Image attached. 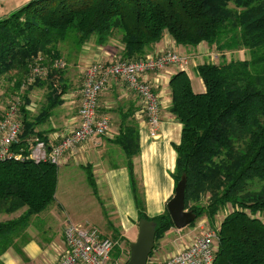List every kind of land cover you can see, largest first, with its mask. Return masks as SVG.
I'll return each mask as SVG.
<instances>
[{
	"label": "trees",
	"instance_id": "trees-1",
	"mask_svg": "<svg viewBox=\"0 0 264 264\" xmlns=\"http://www.w3.org/2000/svg\"><path fill=\"white\" fill-rule=\"evenodd\" d=\"M113 32L121 34L120 60L144 58L165 34L183 47L247 51L248 59L198 64L203 93L192 90L184 71L170 78L169 112L181 125L171 177L176 185L186 175L184 208L195 214V221L205 218L210 225L226 205L233 208L220 223L214 264H264V223L254 217L264 216V184L258 191L247 190L255 181L264 182V0H31L0 19V81L12 84V94L21 99V133L12 149L23 157L0 162V213L25 209L19 218L0 223V241L9 231L24 229L54 201L57 167L35 163L27 154L29 141L42 139L35 128L67 90L63 70L53 67L61 59L58 46L78 53L91 37L103 44ZM37 57L48 73L25 84ZM35 88L47 93L31 116L28 95ZM115 143L127 157L138 220L155 224V248L174 227L167 209L153 218L144 213L132 165L139 153L137 129L126 126ZM110 238L116 242L115 260L123 256L119 245L124 240Z\"/></svg>",
	"mask_w": 264,
	"mask_h": 264
},
{
	"label": "crops",
	"instance_id": "crops-1",
	"mask_svg": "<svg viewBox=\"0 0 264 264\" xmlns=\"http://www.w3.org/2000/svg\"><path fill=\"white\" fill-rule=\"evenodd\" d=\"M29 1L0 0V19ZM58 49L65 64L62 83L67 90L49 118L35 128V132L48 142H53L78 123L82 69L85 65L120 59L123 45L121 34L113 32L103 44L97 43L96 37H91L78 53L63 44ZM163 50H174L190 58L186 74L192 90L203 93L205 88L195 67L208 61L211 52L207 46L200 44L191 48L175 45L165 34L146 54L154 55ZM179 71L176 66H169L146 76L160 101L156 138L148 135L147 121L137 95L122 81L109 82L98 96L96 109L97 117H108V133L92 137L64 155L57 167L53 203L45 211L32 216L24 229H14L5 235L4 241H0V264H54L64 249L63 230L68 222L95 226L104 237L118 236L124 240L121 244L129 245L135 241L139 220L128 161L124 150L115 143V139L129 125H133L138 134L139 153L132 158V165L144 213L153 218L165 211L174 194L175 184L171 177L176 160L174 146L179 144L181 133L180 123L169 112L171 97L168 82ZM46 93V88H35L29 92L28 110L31 116L36 115L45 103ZM24 211L23 208L11 214L0 213V223L17 219ZM174 230L169 229L157 243L173 249L162 256L156 255L159 259L175 251ZM6 244L7 248L2 251Z\"/></svg>",
	"mask_w": 264,
	"mask_h": 264
},
{
	"label": "built area",
	"instance_id": "built-area-1",
	"mask_svg": "<svg viewBox=\"0 0 264 264\" xmlns=\"http://www.w3.org/2000/svg\"><path fill=\"white\" fill-rule=\"evenodd\" d=\"M217 55H213V62ZM42 58L34 59L30 75L25 84H31L36 79L44 78L47 67L41 63ZM190 58L180 55L174 50H163L154 55H146L138 60H114L112 62H95L87 64L82 69V84L80 89V105L78 123L75 127L65 130L53 142L44 141L38 137L29 143L27 158L35 163H49L58 167L64 155L74 147L96 136H104L109 130V119L106 116L97 117V99L100 92L110 81H122L134 92L141 104V111L146 118L148 135L156 138L159 128L160 101L153 91V84L146 76L159 73L169 66H176L186 72ZM53 67L63 69V60L53 62ZM25 84L22 85L24 89ZM21 99L18 96L8 104L0 117V162L8 159L23 160L22 155L12 149L21 133L19 108ZM203 218L190 234L183 236L182 230H175V251L159 259L150 256L146 264H214L217 250V226L206 225ZM207 221V220H206ZM178 231V232H177ZM64 249L54 264H126L121 260H113L110 255L116 242L110 237H104L99 229L90 225L66 223L63 230Z\"/></svg>",
	"mask_w": 264,
	"mask_h": 264
},
{
	"label": "water",
	"instance_id": "water-1",
	"mask_svg": "<svg viewBox=\"0 0 264 264\" xmlns=\"http://www.w3.org/2000/svg\"><path fill=\"white\" fill-rule=\"evenodd\" d=\"M186 175L182 174L175 185L174 194L166 204L167 212L177 230L183 229L193 223L195 214L184 208V192ZM138 233L134 242L128 245V260L126 264H146L149 255L154 249L155 224L153 221L139 219Z\"/></svg>",
	"mask_w": 264,
	"mask_h": 264
},
{
	"label": "rangeland",
	"instance_id": "rangeland-1",
	"mask_svg": "<svg viewBox=\"0 0 264 264\" xmlns=\"http://www.w3.org/2000/svg\"><path fill=\"white\" fill-rule=\"evenodd\" d=\"M208 50L211 51L209 48H208ZM178 54H180V53H178ZM180 55H182V54H180ZM213 55H217V58L214 61L216 63L220 62L221 60H230V59H232V60H243V59H248V53H247V51H244V50L234 51V52H222V53H219V52H216V51H214V52L212 51L209 54V56H208V61L211 60ZM11 86H12V84H9L8 81H4V80L0 81V116L4 112V110L7 108L8 104L14 99V97H16L14 95L15 93L12 94L13 91H11V89H12ZM262 184H264V182H256L255 181V182L251 183L248 186L247 190H250V191H253V192L254 191H258L262 187ZM208 198H209V196L206 195L202 199V201H203L202 203L207 204ZM232 211H233V208L230 205H226L223 209H221L216 214L214 220L212 221V224L210 223V226H214V225L217 226L216 222H220L221 220H223V218L226 215H228L230 212H232ZM254 217L258 218L261 222L264 223V216L263 215H260V214L257 213V214L254 215ZM201 220H203V218H199L193 224L188 225L187 227H185L183 229H180L182 231L179 234L183 236L186 233L190 234L191 232H194L193 229L195 228L197 230V224ZM204 221L207 222L206 220H204ZM205 224L207 225L208 222L205 223ZM175 230L173 231V235L175 233ZM119 246L121 247L120 254H121V251H123V256H121L120 258L115 259V260H121V262L126 263L127 260H128V245L120 244ZM169 249H170V251L171 250L173 251L172 248L162 247V246H159L157 244V246L152 251L151 257L152 256L154 257L156 255L162 256V255H164V253H169L170 252ZM114 251L110 255V257L112 259L114 257H116V253Z\"/></svg>",
	"mask_w": 264,
	"mask_h": 264
}]
</instances>
